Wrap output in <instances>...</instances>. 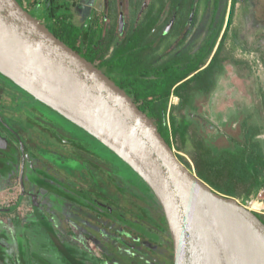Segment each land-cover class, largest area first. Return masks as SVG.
Returning a JSON list of instances; mask_svg holds the SVG:
<instances>
[{
    "label": "flooded vegetation",
    "instance_id": "flooded-vegetation-1",
    "mask_svg": "<svg viewBox=\"0 0 264 264\" xmlns=\"http://www.w3.org/2000/svg\"><path fill=\"white\" fill-rule=\"evenodd\" d=\"M184 1L181 7L179 3L173 6L171 0H108L104 22L107 29L114 31L110 53L122 38L145 27L149 17L155 15L156 21L147 34L153 49L147 50L145 55L155 58L157 63L178 55L197 58L203 49L213 43L203 64L187 78L205 69L219 50L224 60L212 77L210 89L195 92L183 113L213 149L227 146L231 150L239 148L250 125L259 129L253 136V141L257 142L264 133V125L257 121V124H252L251 120L257 117L250 114L251 111L247 114L239 112V99L230 102L229 98H234V91L237 87L240 90L239 84L242 83L240 79L236 80V73L231 74L228 80L223 75L231 64L243 62L234 52L238 50L240 29L259 26L254 33L257 39L253 38L252 45L248 41L244 45L260 50L255 42L259 41L261 34L264 35V29L260 33V28L264 27V1L250 3L254 6V12L247 19L248 23H240V0ZM247 7L248 11L249 5ZM121 14L122 25L119 21ZM200 23L204 25V35L199 40V47L192 52L188 41L195 35ZM250 53L260 59L255 52ZM0 77L6 79L1 74ZM174 97L178 98L177 105L180 98ZM11 98L15 97L7 95L5 88L0 86V166H9L10 175L9 184L0 189V217L11 213L26 221L30 228L25 238L29 236L30 245L25 246L23 251L17 250V256L13 258L0 243V264H170L171 252L173 264V244L164 223V214L154 195L139 197L140 192L135 189L131 179L119 177L114 191L104 178L95 181L96 176H101L102 169L109 171L110 158L106 159L104 165L98 156L81 145L88 134L68 120L70 124L49 121L38 111H35V125H23L16 113L12 114L9 109ZM260 101L263 105L264 92ZM193 113L206 121L209 131ZM65 125L69 128L72 125L76 131L65 128ZM48 137L65 141L72 148L71 151L68 149L65 155L61 149L53 148V144L49 145L47 141ZM108 152L115 160L117 156ZM77 154L82 164L78 168L85 173L79 174L86 176L84 186L66 176L61 169L63 163L57 165L56 157L71 160ZM28 162L29 166H26ZM142 184L147 193L151 192L145 183ZM89 219L103 222V226V219L111 220L112 224L105 225L104 229L97 228L95 222ZM38 223L48 236L42 242L40 235L33 230Z\"/></svg>",
    "mask_w": 264,
    "mask_h": 264
},
{
    "label": "water",
    "instance_id": "water-1",
    "mask_svg": "<svg viewBox=\"0 0 264 264\" xmlns=\"http://www.w3.org/2000/svg\"><path fill=\"white\" fill-rule=\"evenodd\" d=\"M21 2L0 0V74L99 141L146 184L165 216L173 264H264V223L256 213L182 163L133 97Z\"/></svg>",
    "mask_w": 264,
    "mask_h": 264
},
{
    "label": "trees",
    "instance_id": "trees-1",
    "mask_svg": "<svg viewBox=\"0 0 264 264\" xmlns=\"http://www.w3.org/2000/svg\"><path fill=\"white\" fill-rule=\"evenodd\" d=\"M171 1L173 6L179 3L181 7L185 2ZM33 2L38 3V0ZM45 3L50 32L72 51L101 68L130 94L139 108L151 117L164 139L172 147L175 142L178 150L192 158L200 179L215 191L236 198L248 197L264 187V151L253 141L258 128L250 125L244 142L235 150L228 146L213 149L203 135L191 128V122L183 113L195 92L210 89L212 77L221 67L224 57L220 56L219 50L205 69L187 78L203 64L213 43L197 58L178 55L157 63L155 58L145 55L147 50L153 49L147 34L156 21L155 15L149 17L145 27L122 38L110 53L114 31L105 25L106 13L95 12L79 26L73 21V11L64 10L67 1L45 0ZM172 95L180 98L177 105L171 104ZM177 157L190 168L183 157ZM256 215L264 223V215ZM164 223L167 227L165 216ZM169 258L172 264V252Z\"/></svg>",
    "mask_w": 264,
    "mask_h": 264
},
{
    "label": "rangeland",
    "instance_id": "rangeland-1",
    "mask_svg": "<svg viewBox=\"0 0 264 264\" xmlns=\"http://www.w3.org/2000/svg\"><path fill=\"white\" fill-rule=\"evenodd\" d=\"M22 1L27 5L29 9H31L30 12L32 16L36 17L40 21L41 20L44 21V23L47 24L46 23L47 10H46L45 0H38V3L33 2L34 0H22ZM64 1H67V3L69 4V5L67 4L64 7L65 8L64 10L73 11L74 16H75L73 21L79 26H82L83 24H85L88 17H90V15H92L95 12H102V13L107 12L106 11L107 8L105 9V5L108 0H64ZM247 1L248 0H240L238 3L239 4L238 9L240 11L242 10L241 13L239 14L241 18L240 23H243L244 21L248 23L247 19L253 16L254 6L253 4L250 5V3L257 2V0H249L248 2ZM261 1H264V0H261ZM73 2L75 3L74 5H73ZM247 5H249L248 11H247V8H248ZM209 10L207 11V13H209ZM203 29H204V25L200 23L197 30L195 31V35L189 39L188 45L190 46V49H191L190 51L193 52L199 47L200 45L199 40L204 35ZM263 29L264 27L260 28V33H263ZM258 30H259V26L255 25L254 27H250L248 30L246 26L243 30L240 29L238 31V39H237V41H239L237 42L238 50L234 52H236V57L240 58V60H242L243 62H239L237 63V65L231 64L230 65L231 67L228 66L229 68L224 72L223 77L228 80L229 78H231L230 77L231 74L232 75H235V73L237 74L238 79L236 80L239 81L240 79V82L242 84H239V86L241 85L240 87L241 89L239 90L238 87L236 88V90L234 91L235 93L234 98L233 99L232 97L229 98L230 102L231 100L236 102L239 99V106H238L239 112H242V113L245 112L246 114L249 113L250 111L254 112L255 117H257V119L255 120L260 125L262 124L263 126L264 125V104L262 105L260 99H261V94L264 92V35L261 34L259 41L257 40L255 42V45L257 44L259 45L258 47L260 48V50H256V49L254 50L253 47L250 46L253 44L252 43L253 38H255V40L257 39V36L256 35L254 36V33ZM247 41L250 44L248 46L249 48L246 45H244L245 42L247 44ZM241 49H243L244 52L243 51L240 52ZM250 51L255 52L254 54L256 56L259 55L260 59L253 57ZM0 86L5 88V90L7 91V95L9 96L12 95L13 97H15V98L9 99L11 102L8 103L9 104L8 106H9V109L12 110L11 113L12 114L16 113L17 117L21 120L23 125L32 127L33 125L36 124L35 119H34V117L36 116L35 111L41 112L46 119H48L49 121L55 122L57 124H63V123L70 124L67 122V119H65L64 117H62L61 115L53 111L51 108L47 107L41 102H38L35 99L32 100V98H30L24 90H22L19 86L14 84L11 80L0 77ZM224 92L226 93V90ZM170 100L171 102H175V103L177 102L176 98L173 95L171 96ZM193 114L195 117L200 118L199 120L201 121V123H203V126H205V130L209 131V128H208L209 125L206 123V121H204V119L200 117L199 114H195V113ZM70 126L71 127L69 128L68 126L65 125V128L76 131V129L72 127V125ZM191 128L194 129V126L192 125ZM261 136H262L261 140L262 142H264V133ZM47 139H48L47 141L49 145L53 144L52 146L53 148L61 149L65 155L69 152L68 149H70V151L72 149L70 145L64 143L65 141L63 140L58 141L56 139H49V137ZM83 140L84 141L81 142V145H84L85 149L90 150L91 153L98 156L100 158L101 163H104V165H106V159L110 158L108 159L109 171H106V170L103 171L102 169V172L100 173L102 177L100 175L99 177L96 176L95 181H98V179L99 181H101L102 178H104V180L106 181L110 189L114 191V187L119 177H121V179H131L132 180L131 183L133 184L135 189L140 192V195H138L139 197H142V196L147 197V195L149 197L151 196V192H148L149 193L148 194L147 191H145V186L144 184H142L143 181L139 178L142 181L141 182L138 179V176L121 159L116 157L115 160H113L111 158L112 155L108 152L110 150H108L105 146H103L95 138H91V136L86 135V138H83ZM173 148H174L175 154L183 157L184 161L190 164L191 170L195 172V167H194L192 158L189 155L185 154L183 151L178 150L175 142H174ZM68 159L69 158L67 157H65L64 159L56 157L57 165L61 166L60 163H63L64 166H62L63 168L61 167V169L64 173H66V176L71 178L72 179L71 181H73L74 179V181H78L84 186V184H86V179H85L86 176L83 175L85 174L84 171L79 169L81 168L79 166L80 165L82 166V164L79 163V159H80L79 155L77 154V155L72 156L71 160L70 159L68 160ZM69 168H71L72 170L70 171ZM79 173H83V174L81 175ZM102 187L105 188V185L102 184ZM255 195L250 198L241 197L238 199L240 200L241 203H243L249 209L254 211L256 214L264 215L263 211L261 212L258 211L260 208L259 202L256 201L258 207L254 208L255 206L253 205V203L255 201H251V200L255 198ZM110 197L112 198L113 196L110 195ZM153 216H155L154 213H153ZM89 221L90 222L94 221L95 222L94 226H96L97 228L102 227V229L105 228V225L112 224L111 220L106 221V219H103L104 224H105L104 226L102 224L103 222H99V221L97 222L94 219H89ZM94 233L96 234V232ZM116 247L118 248V246ZM112 264H115V263L112 262Z\"/></svg>",
    "mask_w": 264,
    "mask_h": 264
},
{
    "label": "crops",
    "instance_id": "crops-1",
    "mask_svg": "<svg viewBox=\"0 0 264 264\" xmlns=\"http://www.w3.org/2000/svg\"><path fill=\"white\" fill-rule=\"evenodd\" d=\"M175 98L178 101V98ZM171 103L176 105L177 102ZM250 114L253 115L254 112H251ZM251 121L252 124H257L256 120L253 119ZM257 142L262 146V150L264 151V142H262L261 137L257 139ZM2 163H4V161ZM26 166H29V162L26 164ZM8 167L4 164H1L0 166V189L5 188L7 184H9L10 175L8 173ZM256 193L257 192L254 191L248 197H253ZM18 218L19 217H14L11 213L0 217V219H2L0 220V233L2 235H0L4 237L3 239L0 238V243L6 247L7 254L11 257L13 256V258L17 256V250L23 251L25 246L30 245L29 236H26L28 238H25V234L28 233L27 230H29L30 225L26 223V221H22ZM40 226V223L36 224L33 230L35 231V234L40 235L42 242V240L46 239L48 236Z\"/></svg>",
    "mask_w": 264,
    "mask_h": 264
},
{
    "label": "built area",
    "instance_id": "built-area-1",
    "mask_svg": "<svg viewBox=\"0 0 264 264\" xmlns=\"http://www.w3.org/2000/svg\"><path fill=\"white\" fill-rule=\"evenodd\" d=\"M251 201H257V202H260L262 204V206L259 208L258 211H263L264 212V187L260 188L258 190V192L256 193L255 195V198L252 199Z\"/></svg>",
    "mask_w": 264,
    "mask_h": 264
},
{
    "label": "bare ground",
    "instance_id": "bare-ground-1",
    "mask_svg": "<svg viewBox=\"0 0 264 264\" xmlns=\"http://www.w3.org/2000/svg\"><path fill=\"white\" fill-rule=\"evenodd\" d=\"M259 203H260V202H259ZM253 205L255 206V207L253 206L254 208H257V207H258V205H257L256 202H254ZM261 206H262V204L260 203V207H261Z\"/></svg>",
    "mask_w": 264,
    "mask_h": 264
}]
</instances>
